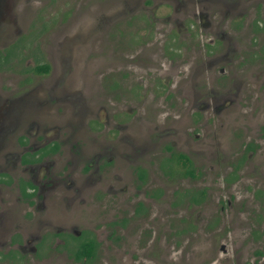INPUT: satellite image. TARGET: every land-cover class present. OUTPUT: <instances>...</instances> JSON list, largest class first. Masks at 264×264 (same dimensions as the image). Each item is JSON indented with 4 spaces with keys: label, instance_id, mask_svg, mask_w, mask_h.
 Instances as JSON below:
<instances>
[{
    "label": "rangeland",
    "instance_id": "obj_1",
    "mask_svg": "<svg viewBox=\"0 0 264 264\" xmlns=\"http://www.w3.org/2000/svg\"><path fill=\"white\" fill-rule=\"evenodd\" d=\"M199 11L209 16L215 36L239 42L244 31L234 25L243 23L241 15L250 20L259 13L264 47V9L256 0H0V53L6 49L11 60L0 63L10 68H0V128L18 123L17 133L32 142L42 143L43 136L61 141L63 153L50 168L57 177L67 171L74 176L32 206L13 201L14 186H0V264H264V103L209 111L206 120L213 122L193 126L196 108L190 105L206 96L202 78L218 73L223 60L216 57L195 76H189L194 56L178 67L175 55L157 69L144 67L152 53L144 36H175L178 24L190 25L186 15ZM152 25L165 32L150 30ZM157 54L151 64L162 61ZM40 64L49 71H31ZM249 69L263 72L264 82L263 59ZM23 109L26 116L19 118ZM249 135L260 150L251 157L242 152L250 160L247 169L226 182L223 152L243 148ZM170 143L197 153L207 186L165 173L168 152L160 147ZM5 151L11 150L0 147V167L14 172L13 156ZM107 162L112 165L102 169ZM137 165L146 169L144 184L136 179ZM194 187L204 191L202 202L180 199ZM156 189L162 194L152 202L148 193ZM138 201L144 214L133 217ZM122 216L118 238L103 236V225ZM57 227L100 239L95 256L75 261L68 249L54 248L51 236L48 246L45 241L37 248V236Z\"/></svg>",
    "mask_w": 264,
    "mask_h": 264
},
{
    "label": "flooded vegetation",
    "instance_id": "obj_2",
    "mask_svg": "<svg viewBox=\"0 0 264 264\" xmlns=\"http://www.w3.org/2000/svg\"><path fill=\"white\" fill-rule=\"evenodd\" d=\"M263 5L264 0H256V8L258 10L259 8L263 10ZM194 9L195 8H192V10ZM176 14H179V10L176 11ZM182 16L185 15L183 14ZM186 16H190L192 18L188 20L190 21V25L185 26L182 24L181 27H179L178 24L176 28L177 35L175 36L171 35L168 39L166 36H163L162 40H160V37L156 38L149 33L144 36L146 41L143 45L148 43L152 44L150 47V49H152V53L149 54L148 60H145L147 62L144 63V67L149 70L151 67L156 69L158 67H162L163 59L165 58L168 60V58H172V55L177 57L176 67H178L179 65H183L185 63L190 64L191 59L194 56V61L191 67L194 70L191 74H189V76H195L198 69H202L203 72L206 71V64L213 61L216 57L217 59L223 60L224 65L219 67L218 73H214L211 76L207 75L202 78L201 85L202 91L206 95L205 101H200L199 104L193 103L190 105V107L196 108L192 113L191 124L193 126H201L210 122L212 119L213 120L211 122H213L214 117H209V119L206 120L209 111H218L220 108L225 106L226 109L229 108L230 105H238L243 109L246 107L254 109L258 104L264 103V82H262L263 79L259 77V74L263 72H255L252 69H249L252 67L253 60L257 58L264 60V47L263 44H259L260 42L258 40L262 29L260 23L261 15L257 13V15L250 20H248L246 15H241L240 19H243V23L239 21L234 25V29L237 30V32L241 31V29L244 31L241 42H239L236 37H234V39H229L227 37L220 38L215 36V33L209 29V16L202 11L187 14ZM222 22L223 21H221V23ZM153 28L156 33L158 32V34L165 32L163 27L152 25L150 30ZM147 32L148 29L144 31V34ZM171 39H176L174 40L175 43H171ZM189 51H191L192 55ZM156 54L158 58L160 57L162 59V61L151 64L149 59ZM5 55L6 49L0 53V63L2 60L4 65H9L11 60L6 59ZM172 61L173 60H171V63ZM1 69L9 70L10 68L4 67ZM31 71L40 75L47 73L49 69L46 72H39L34 67ZM177 73L179 74L178 76L181 77L185 75L182 69H177ZM177 80H181V78H178ZM168 85L169 83L166 84V86ZM114 86L115 82L112 84V87ZM166 97H171L170 91L166 93L165 98ZM218 98H220L222 103L217 104ZM18 113H20L19 118L26 116L24 109L18 111ZM17 125L18 123H16L15 126L6 125L3 126V128H0V147L4 149L10 148L11 151H5V155L13 156V158L10 159V162L14 163L13 167L15 169V171L12 172L11 169L0 167V186L2 184L8 187L14 186V193L16 197H13V201L18 204L20 203L32 206L34 203L44 200L49 194L54 195L60 187L59 183L64 178L69 179L74 176L71 175L72 173H70V171H67L65 175L57 177L50 168L52 162L55 164V159L63 153V144L61 141L57 139L47 140L46 137L43 136L42 143L38 144L36 142H32L26 134L17 133ZM249 136L250 137L248 138V141H246L247 143L244 144L243 148L223 152L222 169L226 182H231L233 179L236 181L238 177L240 179L243 168L247 169L248 162L250 160L248 161V159H245L242 152L244 153V151H249L250 157L254 153L259 152L260 143H258V140L255 139V137H251V135ZM162 150L168 152L167 158H164L163 161L166 163L165 168L167 171H165V173L167 172L171 176L172 173L178 172V175L187 179L188 182H202L201 185L199 184L201 187L207 186L203 183L204 177L200 179V172L202 170H206V165L197 163V153H193L188 150L178 151L179 149H175L172 143L160 147V151ZM7 160L8 159L6 158L5 162L9 163ZM110 165H112L111 162H107V164L103 165L102 169L105 170L106 167ZM137 166L138 167L135 171L136 179L139 183L144 184L147 177L146 169L140 165ZM17 169H19V172ZM26 170H28L31 175L26 176ZM188 171H191L192 174L187 173ZM63 172H65V169H63ZM230 176L234 177L232 179H228ZM161 194L162 190L156 189L155 192L148 193V199L152 202L157 201L158 198L161 197ZM179 197L181 200L187 199L189 203L199 204L204 198V191L199 187H194L191 190L183 191ZM227 201L228 204H230V199ZM143 209V203L138 201L132 209V216L137 217L143 215L144 213L140 214ZM124 220V216H122L121 219L112 218L109 222L103 225L102 231L100 232H102V235L105 237L108 236V233L111 239L115 240L118 238V231L125 227ZM126 221H128L127 217ZM106 224L110 226L109 229H107ZM67 230L68 229L57 227V231L55 232H49L46 234L43 233L40 236L38 235L36 239H39V242L36 244V247L41 248V246L45 245V241L48 246V236H51L52 239H56V247L54 248L59 247L62 251H66L68 249L71 253L77 247L78 243L85 240L87 237L96 242V250L102 243L100 239L97 241L95 238L88 236L86 233H81L79 235V232H77L76 234L78 235L71 236ZM104 232H106L105 235L103 234ZM16 234L17 235L14 236L20 237V233H18V231H16ZM69 238L77 244L74 249L70 248ZM9 242L13 244L12 239ZM20 242L21 240L16 241L15 243L20 245ZM54 250L55 249H53V251ZM73 258L75 261H78L75 256ZM83 259L85 260V258Z\"/></svg>",
    "mask_w": 264,
    "mask_h": 264
},
{
    "label": "trees",
    "instance_id": "obj_3",
    "mask_svg": "<svg viewBox=\"0 0 264 264\" xmlns=\"http://www.w3.org/2000/svg\"><path fill=\"white\" fill-rule=\"evenodd\" d=\"M35 69L39 72H46L49 69L48 64H40L36 65ZM184 157V156H180ZM187 173L192 174L191 171H188ZM73 255L76 259L82 260L85 258L87 261L91 260L95 254H96V242L87 237L85 240L78 243L77 247L72 251Z\"/></svg>",
    "mask_w": 264,
    "mask_h": 264
}]
</instances>
